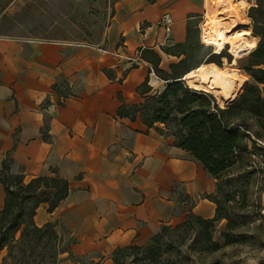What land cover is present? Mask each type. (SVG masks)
I'll return each mask as SVG.
<instances>
[{"label":"crops","instance_id":"0c3cea01","mask_svg":"<svg viewBox=\"0 0 264 264\" xmlns=\"http://www.w3.org/2000/svg\"><path fill=\"white\" fill-rule=\"evenodd\" d=\"M208 3L109 0L102 31L90 41L0 35V167L9 158L10 170L21 173L24 182L39 175L68 180V195L52 211L41 202L34 221L39 226L54 222L76 257L110 259L116 247L145 245L162 225L177 224L189 210L214 216L216 205L205 194L213 193L215 179L203 166L158 130L162 123L147 126L139 116L117 114L122 101L143 100L138 86L146 78L147 94L165 85L145 63L130 67L124 56L153 49L159 68L170 72L169 65L183 57L178 53L188 25L198 38L197 19ZM164 13L173 20L171 45L163 43L159 19ZM234 63L207 64L234 74L236 85L249 76ZM184 75L189 86L212 92L219 104L233 100L241 87L225 99L205 85L190 84ZM56 83L64 94L53 88ZM4 196L0 182V210ZM180 203L187 205L180 208Z\"/></svg>","mask_w":264,"mask_h":264},{"label":"trees","instance_id":"16d2710c","mask_svg":"<svg viewBox=\"0 0 264 264\" xmlns=\"http://www.w3.org/2000/svg\"><path fill=\"white\" fill-rule=\"evenodd\" d=\"M247 16L251 19L252 33L259 37L242 67L250 81L246 80L241 92L223 106L212 92L191 87L182 77L203 62L214 61L221 65L222 57L231 61L230 55L222 54L225 46L216 53L221 55L220 58H214L213 52L206 53L189 66L186 46L197 44L199 36L193 38V29L188 25L186 44L178 53L183 57L169 65L170 72L159 68L157 52L150 48L141 49V57L165 80L164 88L147 94L150 87L146 78L138 86L143 100L138 104L122 101L117 114L132 120L139 116L147 126L162 123L163 128L158 130L173 136L174 144L188 151L215 179L213 193L205 194V197L213 201L216 208L211 218L189 210L177 224L162 225L145 245L116 247L111 254V264H186L190 257L195 262L204 263L210 254L236 241L233 230L238 223L231 215L232 206L229 204L240 192L234 187L235 182L242 176L244 167L249 165L253 150H258L248 132L249 121L264 130V0H254L248 7ZM164 51L168 52V48ZM105 72L110 75L107 69ZM59 86L56 83L53 88L60 92ZM60 93L64 94L63 91ZM0 182L5 193L0 210V252L5 250V254L0 264H61L67 259H72L73 263L102 264L76 257L69 249V240L67 245L63 244V237L55 230L54 222L39 226L34 221L41 202H46L47 211H52L68 195L67 179L58 175H39L24 182L21 173L10 170V159L6 158L0 167ZM242 198L245 199V194ZM223 219L221 243L214 238V232Z\"/></svg>","mask_w":264,"mask_h":264},{"label":"rangeland","instance_id":"374dc122","mask_svg":"<svg viewBox=\"0 0 264 264\" xmlns=\"http://www.w3.org/2000/svg\"><path fill=\"white\" fill-rule=\"evenodd\" d=\"M244 1L248 2L243 16L246 19L248 7L254 3V0ZM108 3L109 0H0V35L55 39L58 41L94 40L95 37L100 35L110 11ZM202 17L203 13L197 19L196 26L199 25ZM246 27L251 28L250 18L247 19V23L243 22L242 25H238L236 30L245 32ZM192 36L195 37L194 30ZM258 39L259 37L254 33L246 38L241 36V40L245 45L249 41H254L253 43L257 44ZM200 43L199 38L197 44L186 46L189 54L187 62L189 66L196 63L206 53L214 51V46ZM229 49L230 47L225 45L222 54L230 55L231 61H228L226 57L220 58L221 55L218 54H215L214 58H220L225 63L227 61L232 62L234 57ZM248 52L237 57L233 66L242 70V67L246 64ZM225 66L230 67L228 64ZM224 74L229 77L234 76V74H229L226 69H224ZM239 79L241 81L242 77ZM243 82L241 81V83ZM236 86L240 85L237 84ZM220 105L223 106L225 103L220 101ZM248 129L252 139L264 142V130H259L251 121H249ZM249 144L251 145L250 142ZM249 158V165L244 167L241 172L242 176L234 185L241 193L235 194L234 200L229 204L232 206L231 215L238 223L233 230L236 241L224 245L218 251L210 254L206 257L204 263H200V260L195 262L196 260L194 261V258L190 257L186 264H264V166H261L260 162L261 159H264V148L254 149ZM176 191L178 192V199H183V191L180 189ZM244 194L245 199L242 200ZM186 205L179 204L180 208H184ZM224 225V219L219 221L214 232V238L221 243L223 238L220 232L224 229ZM68 240L70 241V239L64 237L63 244L67 245ZM4 254L5 250H2L0 260ZM88 260L90 259H82V261ZM92 260L100 261L102 264H111V258ZM61 264L80 263H73L72 259H67L62 261Z\"/></svg>","mask_w":264,"mask_h":264},{"label":"bare ground","instance_id":"6f19581e","mask_svg":"<svg viewBox=\"0 0 264 264\" xmlns=\"http://www.w3.org/2000/svg\"><path fill=\"white\" fill-rule=\"evenodd\" d=\"M247 3L244 0H209L199 23L200 42L204 45L214 46L213 54L219 53L225 45L229 46V51L234 57L233 63L237 57L256 45L253 41H249L245 45L241 40V36L252 34L250 28H245V32L236 30L238 25H242L246 21L242 16V11L245 10ZM184 78L188 82L195 83L193 85H206L225 99L233 97L237 90V84H234L233 77L226 76L224 71L216 65L206 62L187 71ZM243 83L240 81L238 84L242 85Z\"/></svg>","mask_w":264,"mask_h":264},{"label":"built area","instance_id":"2783aa9c","mask_svg":"<svg viewBox=\"0 0 264 264\" xmlns=\"http://www.w3.org/2000/svg\"><path fill=\"white\" fill-rule=\"evenodd\" d=\"M172 22H173L172 17L168 13H164L159 19V24L164 31V40H163L164 45H171L173 43V39L171 37ZM198 30H199V25H198ZM66 44L72 45L75 43L74 42H68ZM114 54L117 56H122L118 52H115ZM124 60L126 61V63L129 64L130 67L131 66H138L140 64L145 63L146 66L148 67L149 71L153 72L152 65L147 63L146 61H144L143 58L141 57V51L137 52L133 56H124ZM255 140H256L255 142H256L258 147L264 148V142H262L261 140H258V139H255ZM260 162H261V166H264V159H261Z\"/></svg>","mask_w":264,"mask_h":264}]
</instances>
